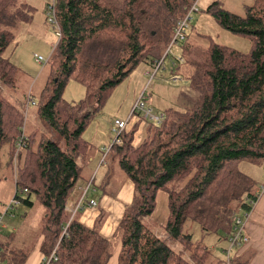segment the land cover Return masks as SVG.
<instances>
[{
  "label": "trees",
  "instance_id": "16d2710c",
  "mask_svg": "<svg viewBox=\"0 0 264 264\" xmlns=\"http://www.w3.org/2000/svg\"><path fill=\"white\" fill-rule=\"evenodd\" d=\"M193 1L57 0L62 34L34 105L42 126L30 119L26 134L22 126L29 107L5 94L6 87H16L20 69L6 52L16 29L33 22L36 9L28 0H0V168L6 146L17 196L27 206H43L42 252L49 255L59 242L55 264H108L111 242L101 226L71 218L67 209L84 178L80 158H90L93 148L84 132L140 62L153 66L162 59ZM47 8L45 2V14ZM207 13L248 39L251 48L243 52L214 40L190 44L188 33L171 46L179 51L171 62L172 76H181L198 96L192 107H169L160 121H150L139 145L134 144L137 125L124 130L122 142L114 143L107 154L136 189L118 224V264H220L226 258L203 240L204 233L195 238L186 232V223L192 220L229 242L235 216L250 212L258 200L262 182L255 171L264 170V0L247 5L244 14L216 1ZM71 79L86 89L76 102L64 97ZM160 190L167 192L164 229L169 238L144 221L155 211ZM14 255L22 261L26 257L20 251Z\"/></svg>",
  "mask_w": 264,
  "mask_h": 264
},
{
  "label": "rangeland",
  "instance_id": "374dc122",
  "mask_svg": "<svg viewBox=\"0 0 264 264\" xmlns=\"http://www.w3.org/2000/svg\"><path fill=\"white\" fill-rule=\"evenodd\" d=\"M51 1L52 0H28V2H31L36 9L34 20L31 23H23L16 29L15 40L6 52V56L11 58L20 69L17 75L16 87H6L5 94L12 101H15L16 104H24L25 108L28 106L30 110L27 114H29L30 119L33 120V124L39 127L42 126V122L34 111L36 110V106H34L36 104H32V101H36L37 95L45 84L48 75V67L46 64L36 61L35 55H42L46 59H49L54 46L59 40L53 26L46 21V14L43 10L45 2L46 5H48ZM216 1H219L225 9L237 14H244L246 6L252 5L255 2V0H200L198 4L199 11L193 13L189 28L187 29V33L189 34L187 42L190 44L203 43L208 45L211 40H214L217 43L235 47L243 52L249 51L251 44L248 39L235 35L229 30L223 28L211 14L207 13L208 7ZM42 11L44 16L41 15ZM41 16L43 17V20H41ZM166 54L168 55L167 57ZM174 54H179L176 45L173 46L172 49L165 50L163 57H166V59L164 60L162 68L158 70L155 75L147 74L148 70L153 71V67L144 62H140L131 74L112 91L101 111L88 124L84 132V137L92 142L96 128L102 127L104 130L107 129L106 131L110 132L111 138L114 139L115 133L112 131V128H114L115 120L117 118L128 120L126 131L137 125L138 130H146L147 137L149 128L148 124L152 120L145 119L143 113L140 111H137L136 113L132 112L136 102L140 98H142V101L147 108L152 109V112L155 115L162 114L169 107H174L180 110L192 107L198 94L187 82L181 79V76L178 75L176 78L172 76L171 62ZM181 71L182 68L178 74H180ZM85 94L86 89L83 84L74 79L68 81L64 91L65 98L76 102L82 99ZM29 96L31 97L29 98ZM27 114V119L22 126L26 134L28 122H30ZM144 122L147 123V125L144 124ZM142 139V132H137L135 142H140ZM95 148L93 147L92 149ZM1 159L2 167L0 168V174H6L10 186V188H8V185L0 184V201H2L3 204H6L12 200L15 195L13 184L14 179H16L12 165L8 164V149L6 146L2 149ZM245 169L247 170V167H245ZM90 170L91 167L90 169H84V178L80 179L74 188L70 195L69 203L75 204L72 207V209H74L77 204L75 202L78 201V199H81L82 196L78 189L80 184H95L100 180L102 188L101 191L95 193V196L103 200L105 195H108L114 199V201L112 203L113 205H110V209H104L105 212L96 217L94 225H107L109 231L106 234L111 242L112 260L116 255L118 244L120 243V238L118 236V216L115 213L117 208L115 206L120 207L124 204L125 207H127L130 205L133 202L136 189L130 183L125 172L117 164L113 166L112 174L108 178L107 175L104 176V170L100 168L97 172L96 169L93 170L91 175H89ZM103 190H106L107 193H104ZM90 192L87 196V200L84 202L86 205V202L88 201L86 207L78 210L76 212L77 214L72 213L71 218H73L74 215L79 218L85 210L94 208L89 204ZM21 195L24 196L25 193H22ZM130 196L131 198L128 199ZM2 208L3 206L0 205V212L2 211ZM67 209L72 212V209L68 207ZM96 209H101L100 201H98ZM12 213L14 216H11V214H5L2 218V222L7 224V226L5 228L2 227L0 231V239L7 238L0 242L5 243L6 241H9L12 248L27 251L40 236L41 219L44 215L43 206L39 202H35L33 206H27L20 202ZM167 215V192L165 190H160L157 196V207L155 211L151 215L144 217V221L162 238H169L168 233L164 229ZM185 231L192 234L195 238L202 237L204 233L203 240L206 243H209V235L215 234L213 232L203 231L200 225L192 220H189L186 223ZM224 240L225 239L223 238L220 239L216 245L218 247L222 244L226 245L227 243ZM169 241L175 247L179 246V243L171 240ZM216 253L220 255L219 253H221V251L218 250Z\"/></svg>",
  "mask_w": 264,
  "mask_h": 264
},
{
  "label": "crops",
  "instance_id": "0c3cea01",
  "mask_svg": "<svg viewBox=\"0 0 264 264\" xmlns=\"http://www.w3.org/2000/svg\"><path fill=\"white\" fill-rule=\"evenodd\" d=\"M41 15L44 16L43 11ZM42 16H41V20H43ZM28 110H30V108ZM27 115L30 120L29 114ZM144 124L147 125V123L145 122ZM106 130H104L102 127L96 128L94 132L95 136H93V140H92L93 147L95 148L96 146V148L92 149L90 158H86V157L80 158L84 166V169H87V168L90 169L91 167L89 175H91L92 171L95 169L97 172L99 168L104 170L103 171L104 176L107 175V178L110 177L112 174V171H113L112 168L114 165H112L110 159L108 160V155L105 159V162L102 160L104 156V149H105L104 147H107L110 144V142L113 140L111 138V133ZM112 131H113V128H112ZM140 131L142 132L143 139L140 142H135L136 137H137V132H140ZM144 137H146V130L137 129L135 133L134 144L139 145L145 139ZM255 174H257L256 176L259 177L260 182L264 180V170L260 172L255 171ZM130 183L134 186L131 180H130ZM0 184L8 185V188H10L9 183H8V177H6V174H2V173L0 174ZM89 184H90V187L86 193L85 200H87V196L89 192L91 191L90 192L91 195L89 199L96 200V205H90L94 208H90L87 210L84 209L85 211L80 215L79 219L83 223L93 227L96 221V217L100 214H103L105 212L104 209L105 210L110 209V205L113 203L114 199H112L108 195H105L103 200L95 196V193H97L98 191H101V188H102L100 180H98L95 184L93 183H89ZM89 184L85 183V184L79 185L78 189H79L81 196L83 195V192L89 186ZM13 187H14V190H16L15 179H14ZM103 191L104 193H107L106 190H103ZM130 198L131 196L128 199ZM79 200L80 199H78V201L75 202L77 203L76 206L78 205ZM98 201H100L101 209H96V207L98 206ZM87 203L88 201L86 202V205ZM130 203H131V200H130ZM74 205L75 204H70L68 202L67 207L72 209ZM115 207L117 208V211L115 213L118 216V224H119L126 207L124 204L121 205L120 207L118 206H115ZM12 215L14 216V214ZM100 230H101L102 235L108 238V235L106 234L109 231L107 229V225L106 224L102 225L100 227ZM245 233L249 237V240L246 242V244L244 243V245L242 246H235L231 254L232 256L231 264H264V195L260 196V198L255 203L254 208L250 211L249 217L245 224ZM209 236H210L209 243L212 249H215L216 252L220 250L221 251V253H219L220 256L222 258H226V261L223 260V262L220 264H228L227 262L228 259H227V255L225 251L226 248H228L229 246L228 240H224L227 243L226 245L222 244L220 247H218L216 244L220 241V236L216 234L209 235ZM6 238L4 239L1 238L0 241H4L6 240ZM1 246L4 247L5 252L1 250ZM120 249H121V241L118 244L117 252L115 255L116 257L114 256L112 260L110 258L108 264H118V255H119ZM16 251H20L23 253V255H26V257L24 258L25 259L24 261H22V259H19L20 257H17V255L16 256L14 255ZM45 256L46 254L42 252L41 250V236L37 238V241H35L32 247L27 251H22L20 249L12 248L9 241L8 242L6 241L5 243L0 242V258H1L0 264H40L41 261L45 258Z\"/></svg>",
  "mask_w": 264,
  "mask_h": 264
},
{
  "label": "built area",
  "instance_id": "2783aa9c",
  "mask_svg": "<svg viewBox=\"0 0 264 264\" xmlns=\"http://www.w3.org/2000/svg\"><path fill=\"white\" fill-rule=\"evenodd\" d=\"M200 0H194L192 5L190 6V8L188 9L185 17L180 21V24L178 25V27L175 30V34L173 36L172 42L168 48V50L171 48L172 45L174 44H178L180 41L184 40L186 38V33H187V29L189 28V23L192 19L193 13L195 11L199 10L198 4H199ZM56 3L57 0H52L49 4H48V8L46 11V16H47V21L50 23L51 26H53L55 33L57 35L58 38L61 37V30L59 28V24L57 21V17H56ZM36 61H38L39 63L42 64H47L49 59H46L45 57H43L42 55H35ZM164 64V57H162V59L158 60L153 66V71L148 70L147 74H154L160 70L162 68ZM32 104H35V101H32ZM137 111H140L143 113V117L145 119H150V120H155V121H160L163 118V114H158L155 115L152 112V109L147 108L145 103L142 101V98H140L132 112L136 113ZM128 124V120H122V119H116L115 120V126L113 128V131L115 133V137L114 139L110 142V144L104 149V156H103V161L105 162V159L107 157V154L111 148V146L114 143H121L122 142V133L124 132V130H126ZM19 141L17 142V152L20 149L21 145H22V138L23 136L19 137ZM17 152L15 154V161L17 159ZM90 187L89 186L85 189L78 205L72 209V213L75 214L78 210H81L85 207V197H86V193L88 191ZM264 195V181L261 183V185L259 186L258 189V199L260 198V196ZM21 200L20 198L17 196V189L15 190V195L13 197L12 200H10L8 203L6 204H2V202H0V205L3 206L2 211L0 212V230L2 229V227H6V224L2 222V218L5 214H13V210L15 209V207L20 204ZM257 202V201H256ZM255 201L252 203L253 204V208L254 205L256 203ZM90 205H96V200L94 199H90L89 201ZM252 208V209H253ZM249 213L250 212H246L245 214L241 215V216H235L234 221H235V225H234V230L231 233V235L229 236V246H228V250H227V259L229 260L228 264H230V258H231V254L233 249L235 248V246H242L244 245V243H246L249 240V237L246 235L245 233V224L246 221L249 217ZM66 232V228L64 230V234ZM58 249H59V242L57 243V245L54 246V248L52 249V251L50 252L49 255H46L45 258L41 261L40 264H55V262L58 260Z\"/></svg>",
  "mask_w": 264,
  "mask_h": 264
}]
</instances>
